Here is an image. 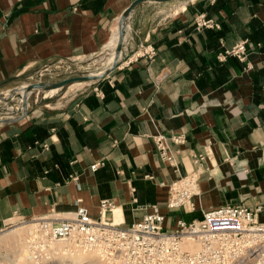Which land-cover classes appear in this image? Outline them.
<instances>
[{"label":"crops","instance_id":"obj_1","mask_svg":"<svg viewBox=\"0 0 264 264\" xmlns=\"http://www.w3.org/2000/svg\"><path fill=\"white\" fill-rule=\"evenodd\" d=\"M133 1L0 0V96L43 68L96 55L126 23L109 74L0 119V225L77 203L98 217L109 200L107 221L118 209L128 226L157 207L173 228L223 205L264 203V0H146L119 22ZM198 15L218 27L197 29ZM240 42L244 61L220 56ZM159 134L172 162L155 147ZM192 172L193 208L168 210L169 184Z\"/></svg>","mask_w":264,"mask_h":264},{"label":"built area","instance_id":"obj_2","mask_svg":"<svg viewBox=\"0 0 264 264\" xmlns=\"http://www.w3.org/2000/svg\"><path fill=\"white\" fill-rule=\"evenodd\" d=\"M194 23L197 29L218 27L203 15H198ZM143 53L151 58L154 50L146 49ZM225 55L244 61L245 43L224 49L220 56ZM166 139L162 134L152 138L160 157L172 162ZM169 139L175 144L182 142L181 135ZM193 160L198 164L203 156H193ZM101 164L94 163L90 168L95 170ZM197 194V174L187 173L169 184L165 207L192 209L191 199ZM112 208L109 200H101L99 216L93 217L77 203L75 211L67 215L50 211L30 219L35 230L29 246L35 251L47 245L48 240L72 237L79 249L98 251L103 264H264V203L252 208L223 205L202 212L199 219L189 222L179 219L173 228L164 226L165 216L157 207L128 226L105 219V213ZM11 224L3 221L0 231Z\"/></svg>","mask_w":264,"mask_h":264},{"label":"rangeland","instance_id":"obj_3","mask_svg":"<svg viewBox=\"0 0 264 264\" xmlns=\"http://www.w3.org/2000/svg\"><path fill=\"white\" fill-rule=\"evenodd\" d=\"M125 29V27H124ZM116 42L107 46L106 48H102L99 53L90 57V58H82V59H70L64 60L62 62L55 63L50 67L43 68L41 71L36 73L27 83L22 84L14 89H11L9 92L7 91L4 95L0 97L7 98L6 101L0 100V119L8 118L10 115H5L8 110L16 111L18 105H20L23 100L18 96L21 95L22 87H26L29 84H53L57 83L65 78L72 77H88V76H99L105 73L112 64L118 59L117 55H119L118 43L120 41V34L116 37ZM96 81L95 79L74 82L72 84L66 85L63 88H54L51 86H47V90L44 89H32L31 92L27 93L26 101H25V112L26 115L29 109V103L33 100H60L63 97L70 96L75 93H79L85 89H88L92 86V84ZM81 83V86L72 87L73 85ZM12 94V96H10ZM19 99V100H18ZM37 102V103H38ZM15 114V113H14ZM25 115V116H26ZM8 116V117H7ZM16 116V115H15ZM114 220V219H113ZM12 223L10 227L7 229H1L0 231V264H26L21 263L18 260V255L20 253V248H27L28 252H31V256L33 260L39 262V264H70L71 260L66 255L63 259L59 258L57 251L56 253L53 250H49L48 245L44 247H37L34 251L32 247L29 246V239L32 235H27L22 231L24 229H17L18 232H21V236L14 237L12 239H7L5 236H8L12 229L16 227L22 226V224L32 223L29 220L17 222L16 220H10ZM35 230V229H34ZM29 236V237H28ZM25 239L26 242H25ZM66 240V239H65ZM69 245L65 246V249H79L78 242L75 238H69L66 241ZM28 244L25 247V244ZM71 243V244H70ZM74 248H73V247ZM34 252V253H33ZM29 264V263H27ZM94 264V263H90Z\"/></svg>","mask_w":264,"mask_h":264},{"label":"bare ground","instance_id":"obj_4","mask_svg":"<svg viewBox=\"0 0 264 264\" xmlns=\"http://www.w3.org/2000/svg\"><path fill=\"white\" fill-rule=\"evenodd\" d=\"M125 24H126L125 21H122L121 32L124 29ZM115 42H116V39H112L110 41L109 45H111L112 43H115ZM81 85H82L81 83H77V84L73 85L72 87H78ZM25 88L26 87H22L21 93H23V90ZM112 211H113L112 213H113V217H114L113 221L115 223L121 222L120 211L118 209H113ZM17 229H24L22 232L23 233L25 232L27 235H33V233H34L33 225H32V223H29V224H24V225L22 224V226L16 227L15 229H12L10 232H8L9 235L5 236V237L7 239H12L16 236L20 238L21 232H18ZM26 240L27 239H25V242H26ZM66 241L67 240H51V241L48 240L47 245L49 247V250H53V252H55V253L57 251V254H58L60 259L61 258L63 259L66 255H68V257L71 260L70 264H90V263L103 264L98 251H96V250L85 251V250H81V249H75L73 246L72 247L74 249H72V248L71 249H67V248L65 249V246L69 245ZM27 246H28V244L26 243L25 247H27ZM32 257L33 256H31V252H28L27 248H25V249L23 247L20 248V253L18 255L19 262H21V263L23 262L26 264L27 263L39 264V262H37L36 260H33Z\"/></svg>","mask_w":264,"mask_h":264},{"label":"water","instance_id":"obj_5","mask_svg":"<svg viewBox=\"0 0 264 264\" xmlns=\"http://www.w3.org/2000/svg\"><path fill=\"white\" fill-rule=\"evenodd\" d=\"M144 1H146V0H135V1H133L129 5V7L122 13V15H121V17L119 19V22H121L123 19H128V15L130 14V12L138 4H140L141 2H144ZM153 1H156V2H167V1H172V0H153ZM125 34H126V30L123 29L122 32L120 33V41L118 43L119 54H121V52H122V43L124 41ZM117 66H118V59H116V61L112 64V66L107 71H105V73H103L102 75H99V76L65 78V79H63V80H61V81H59L57 83H53V84H50V85H48V84H29L23 90V93L21 95L18 94V96L23 99L21 101L20 105H18V108L16 109V111L8 110L5 115H10V116L8 117L9 119H5V120L6 121H14V120H17V119H19L21 117H25L26 112H25L24 106H25L26 96H27V93L31 92L32 89H44V90H47V86H51V87L59 88L60 89V88H63L64 86L69 85V84H72L74 82L92 80V79H95V78L97 80V79H99V78H101V77L106 76L107 74H109ZM10 96H12V94ZM6 99L7 98L0 97V100H2V101H6ZM1 121L2 120H0V122Z\"/></svg>","mask_w":264,"mask_h":264}]
</instances>
